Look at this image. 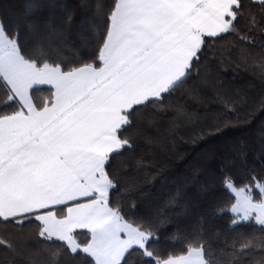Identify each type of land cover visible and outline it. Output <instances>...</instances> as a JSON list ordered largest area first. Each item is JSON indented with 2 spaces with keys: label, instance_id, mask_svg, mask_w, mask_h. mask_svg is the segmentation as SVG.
I'll list each match as a JSON object with an SVG mask.
<instances>
[{
  "label": "snow or ice",
  "instance_id": "6c2138e0",
  "mask_svg": "<svg viewBox=\"0 0 264 264\" xmlns=\"http://www.w3.org/2000/svg\"><path fill=\"white\" fill-rule=\"evenodd\" d=\"M0 264H264V0H0Z\"/></svg>",
  "mask_w": 264,
  "mask_h": 264
},
{
  "label": "trees",
  "instance_id": "16d2710c",
  "mask_svg": "<svg viewBox=\"0 0 264 264\" xmlns=\"http://www.w3.org/2000/svg\"><path fill=\"white\" fill-rule=\"evenodd\" d=\"M233 76H237V74L229 70L224 78L226 80H231ZM237 82H238V85L246 84V81L242 76H237ZM202 147L203 146L198 148L195 145L189 143L188 146L186 148H182L181 151L187 154L188 160L190 162L192 159L196 158L197 154L199 153V151H201ZM172 167L174 170L182 173L185 170L186 165L184 162L177 160L175 164L172 165Z\"/></svg>",
  "mask_w": 264,
  "mask_h": 264
}]
</instances>
